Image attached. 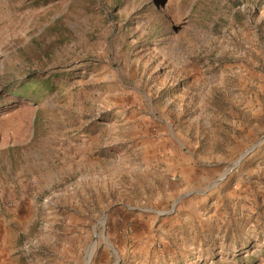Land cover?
<instances>
[{
	"label": "rangeland",
	"instance_id": "obj_1",
	"mask_svg": "<svg viewBox=\"0 0 264 264\" xmlns=\"http://www.w3.org/2000/svg\"><path fill=\"white\" fill-rule=\"evenodd\" d=\"M0 264H264V0H0Z\"/></svg>",
	"mask_w": 264,
	"mask_h": 264
},
{
	"label": "trees",
	"instance_id": "obj_2",
	"mask_svg": "<svg viewBox=\"0 0 264 264\" xmlns=\"http://www.w3.org/2000/svg\"><path fill=\"white\" fill-rule=\"evenodd\" d=\"M9 90H12V91H15V92H17L18 91V88H16V87H12V88H8ZM15 94H21V96H24L22 93H15Z\"/></svg>",
	"mask_w": 264,
	"mask_h": 264
},
{
	"label": "crops",
	"instance_id": "obj_3",
	"mask_svg": "<svg viewBox=\"0 0 264 264\" xmlns=\"http://www.w3.org/2000/svg\"><path fill=\"white\" fill-rule=\"evenodd\" d=\"M143 222L145 223V221H143ZM144 223H143V224H144Z\"/></svg>",
	"mask_w": 264,
	"mask_h": 264
}]
</instances>
